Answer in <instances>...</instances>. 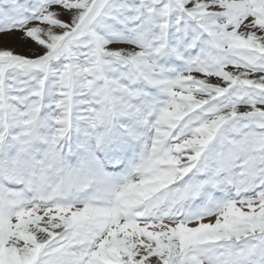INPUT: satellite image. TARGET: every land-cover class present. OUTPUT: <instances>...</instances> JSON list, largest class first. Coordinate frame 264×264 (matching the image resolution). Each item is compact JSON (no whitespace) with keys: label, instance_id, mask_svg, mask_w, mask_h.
<instances>
[{"label":"snow or ice","instance_id":"snow-or-ice-1","mask_svg":"<svg viewBox=\"0 0 264 264\" xmlns=\"http://www.w3.org/2000/svg\"><path fill=\"white\" fill-rule=\"evenodd\" d=\"M0 264H264V0H0Z\"/></svg>","mask_w":264,"mask_h":264}]
</instances>
